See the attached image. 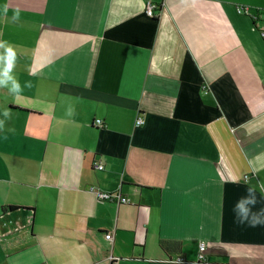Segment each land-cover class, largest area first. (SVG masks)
Here are the masks:
<instances>
[{"label": "crops", "instance_id": "crops-1", "mask_svg": "<svg viewBox=\"0 0 264 264\" xmlns=\"http://www.w3.org/2000/svg\"><path fill=\"white\" fill-rule=\"evenodd\" d=\"M163 2L0 0V264H264V0Z\"/></svg>", "mask_w": 264, "mask_h": 264}, {"label": "clouds", "instance_id": "clouds-1", "mask_svg": "<svg viewBox=\"0 0 264 264\" xmlns=\"http://www.w3.org/2000/svg\"><path fill=\"white\" fill-rule=\"evenodd\" d=\"M19 10L17 9L18 14ZM0 47H3V53H0V87H6L9 92L14 95L22 92V86L19 80L12 74L15 63V50L11 46L4 45L0 42ZM23 87H31L30 81H25ZM4 117H8L9 113L3 110ZM3 126V120H0V128ZM245 194L239 196L232 206L234 221L241 225L249 227H264V184L252 185L247 181ZM257 205H260L257 207Z\"/></svg>", "mask_w": 264, "mask_h": 264}, {"label": "built area", "instance_id": "built-area-1", "mask_svg": "<svg viewBox=\"0 0 264 264\" xmlns=\"http://www.w3.org/2000/svg\"><path fill=\"white\" fill-rule=\"evenodd\" d=\"M163 4H164L163 0H144L145 14L149 17H153V16L157 15L158 12L160 11V9L162 8ZM237 10L245 12V13H249L253 17V19H255V20L260 19L263 22V24L258 27V31H259L261 38L264 39V8H262V9L258 8L256 12H253V14L250 12V9L247 6L239 5V6H237ZM142 123H143V118L141 115H138L135 118V125L140 126ZM93 124H95L97 126H103L104 125L102 119H100V118H95L93 121ZM93 165L95 168H98V169L103 168V164L100 160H95ZM244 177L246 179L247 175H245ZM91 189H93V188H91ZM94 192L96 193L97 197L100 199L115 200L116 202L117 201H121V202H127L128 201L127 197L120 195V193L117 191L102 192L99 190H94ZM105 237L110 238V233L106 232ZM204 252H205V243L203 241H199L198 242V254H197V258L199 261L204 260V257H205ZM175 259L178 261H182V258H179V257H176Z\"/></svg>", "mask_w": 264, "mask_h": 264}]
</instances>
